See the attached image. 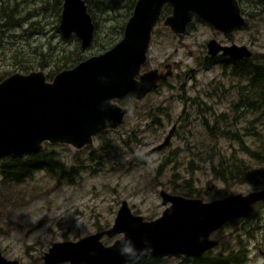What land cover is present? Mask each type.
Listing matches in <instances>:
<instances>
[{
	"label": "rangeland",
	"instance_id": "obj_1",
	"mask_svg": "<svg viewBox=\"0 0 264 264\" xmlns=\"http://www.w3.org/2000/svg\"><path fill=\"white\" fill-rule=\"evenodd\" d=\"M85 1L95 33L92 44L81 49L75 36L64 39L58 29L61 0L59 3L55 0H10L9 5L18 13L16 19L20 20V26L0 28V81L14 72L35 70H43L53 77L117 43L132 12L131 0ZM240 3L247 23L228 34L194 20L184 34L177 35L163 26L161 18L152 32L141 72L152 68L160 70L164 63H171L172 76L140 101L122 99L121 106L129 103L132 107L123 123L102 133L100 139L95 137L91 145L81 149L68 145L45 147L53 153V159L63 165L64 171L60 165L54 167V174L39 169L24 183L16 185L3 184L0 175V249L3 256L21 263H39L52 243L77 240L101 231L97 230L99 227L109 228L122 200L144 220L159 217L167 206L161 203L159 191L171 193L169 180L176 175L188 177L192 171L189 161L196 162L192 156L193 146L202 148L209 143L210 137L201 125L203 116L211 118L213 113H229V119L220 126L237 131L238 137L247 144L255 142L248 140L245 136L248 132L243 128L262 134L264 118L256 116L262 114L264 108L253 111L255 115L250 120L247 116L235 121L234 104L244 90L237 93L236 80H230L219 65L203 64L207 57L205 45L210 39L222 44L245 45L253 57H261L253 63L262 64L264 5L258 0H241ZM240 84L244 89L247 80L242 79ZM239 112L251 111L242 108ZM172 125L176 129L169 144L152 151L164 140ZM219 140L228 151L230 144L235 149L238 147L234 135ZM162 161L165 164L159 169ZM161 171L163 175L157 178ZM192 176L204 191L206 182L210 181L206 168L194 169ZM225 187L212 181V187L201 199L213 201L252 190L248 185L232 186L229 190ZM119 236H104L101 241L110 245ZM210 237L218 241L211 250L213 255L227 254L237 249L240 242L239 247H245L248 252L245 264H264V204L258 205L251 215L228 222ZM142 264H192V258L171 253Z\"/></svg>",
	"mask_w": 264,
	"mask_h": 264
},
{
	"label": "water",
	"instance_id": "obj_2",
	"mask_svg": "<svg viewBox=\"0 0 264 264\" xmlns=\"http://www.w3.org/2000/svg\"><path fill=\"white\" fill-rule=\"evenodd\" d=\"M166 5L170 13L162 24L177 35L184 34L194 19L221 33L246 23L238 0H136L121 39L108 50L57 72L51 80L43 70H36L14 72L0 81V160L39 153L45 142L81 149L92 144L96 135L120 126L132 107L117 101H140L173 74L168 63L163 65L165 71L141 72ZM59 31L64 39L74 35L81 49L91 45L95 25L85 0H62ZM206 49L210 56L220 54L235 61L252 57L245 45L215 39L206 42ZM261 62L264 67V57ZM175 129L172 125L152 151L167 146ZM262 180L259 189L213 201L162 189L161 203L167 206L152 220L134 214L122 200L109 228L54 242L37 264H125L168 253L199 258L217 246L218 241L210 237L213 232L231 219L249 215L254 204L264 200ZM115 235L120 237L110 245L101 241L103 236ZM125 246L130 251L121 255ZM0 264L28 263L6 258L0 249Z\"/></svg>",
	"mask_w": 264,
	"mask_h": 264
},
{
	"label": "trees",
	"instance_id": "obj_3",
	"mask_svg": "<svg viewBox=\"0 0 264 264\" xmlns=\"http://www.w3.org/2000/svg\"><path fill=\"white\" fill-rule=\"evenodd\" d=\"M10 0L0 1V28L20 26L18 19H16L17 12L15 7H11L9 4ZM260 4L264 5V0H258ZM59 3L60 0H55ZM86 2V1H85ZM135 3V0H131L130 10ZM89 11V8H88ZM170 12V7L166 5L163 9V15H167ZM4 20V22L2 21ZM79 57V56H78ZM260 56H252V58L241 60V61H228L225 60L223 63V58L220 57H206L203 60L204 66H212L215 64L223 65V71L227 73L230 80H236L238 88L236 92L244 90L240 93V99L238 103L234 104V110L232 113L233 119L235 121H241L247 116L248 120L252 119L255 115L253 111H256L259 107L264 108V67L260 62L253 63L254 59H259ZM228 70V71H227ZM52 75V74H51ZM47 75L50 79L52 76ZM247 80V85L244 89L241 88V80ZM121 103L123 101H120ZM208 109L210 107H207ZM246 109L251 112H239L240 109ZM231 114H212V117L201 118V125L205 129V132L210 137L209 143L198 148L196 145L193 146L192 156L196 158L189 161L188 165L192 171L194 169H202V166L206 168L210 176V181L206 182L204 191L202 186L195 183V180L191 174L188 177L175 176L174 179L169 180L168 188L171 193L179 194L186 197H196L201 198L208 193V189L212 187V181L219 182L225 185V189L229 190L232 186L237 185H248L255 190L259 185L262 184V178L264 176V128L262 129V134L259 131L249 132L247 127L243 128L246 133L248 140L254 139L255 142L247 144L238 137V133L234 132L229 127L225 126V121L229 119ZM256 117H263L262 114H258ZM220 123H223L220 126ZM252 127V123L249 122ZM231 135H234V139L237 140L238 147L235 149L233 145H229L230 151L225 149V146L221 145L219 139H229ZM99 139L101 134L97 136ZM56 146L45 144V147ZM53 153L43 148L37 154L28 155L25 157L17 159H4L0 160V175L3 184H22L25 180L32 177L33 172L36 170L47 169L48 172L54 174V167L60 165L62 171L64 167L59 163L57 159H53ZM168 162V160H166ZM165 161H162L159 165V169L163 167ZM180 165H183L181 163ZM176 174L177 171L173 170ZM163 175L162 171L158 174L157 178ZM264 201L258 202L254 206V211L257 209L258 205H263ZM253 211V212H254ZM232 219L231 221H235ZM102 227L97 228V230H102ZM241 243L237 245V249L228 252L227 254H217L213 255L211 251L205 253L202 257L192 260V264H245L248 260V252L246 248L239 247ZM127 264H142V263H127Z\"/></svg>",
	"mask_w": 264,
	"mask_h": 264
},
{
	"label": "flooded vegetation",
	"instance_id": "obj_4",
	"mask_svg": "<svg viewBox=\"0 0 264 264\" xmlns=\"http://www.w3.org/2000/svg\"><path fill=\"white\" fill-rule=\"evenodd\" d=\"M238 1H239V3L241 2V0H238ZM86 4H87V3H86ZM240 6H241V3H240ZM87 8H88V5H87ZM241 10H242V14L244 15L242 7H241ZM162 13H163V12H162ZM169 13H170V12H169ZM167 15H168V14H167ZM165 16H166V15H163V14H162V15H161V18H164ZM244 16H245V15H244ZM194 20H197V19H194ZM194 20H193V21H194ZM158 22H159V21H158ZM158 22H157V23H158ZM190 24H191V23H190ZM190 24H189V25H190ZM94 25H95V24H94ZM189 25H188V27H189ZM188 27H187V30H188ZM212 29H213V28H212ZM237 29H240V28H236V29H233V30H237ZM187 30H186V31H187ZM233 30H232V31H233ZM232 31H230V32H232ZM217 32H218V31H217ZM230 32L222 33V34H228V33H230ZM219 33H221V32H219ZM215 40H216V39H215ZM219 43H220V42H219ZM221 44H222V43H221ZM231 44H232V43H231ZM235 44H236V43H235ZM227 45H229V44H227ZM205 47H206V45H205ZM206 53H207V49H206ZM207 57H210V58H213V57H215V58H216V57L223 58V59H224V60H223V63L225 62V60L232 61V59H230L229 57L222 56V55H220V54H218V55H216V56H210V55L207 54ZM205 58H206V57H205ZM205 58H204V59H205ZM241 60H242V59H241ZM241 60H237V61H241ZM215 65H219V64H215ZM219 66H220L221 68H223V65H222V66L219 65ZM165 82H166V81H165ZM165 82H163V83H161V84H165ZM161 84H159V85H161ZM120 101H123V100H120ZM120 101H119V103L121 104ZM123 102H124V101H123ZM123 102H122V103H123ZM251 214H252V213H251ZM251 214H249V215H251ZM249 215H247V216H249ZM230 221H231V220H230ZM230 221H229V222H230ZM227 223H228V222H227ZM227 223H226V224H227ZM226 224H225V225H226ZM215 232H216V231H215ZM213 233H214V232H213ZM119 237H120V236H119ZM119 237H118V238H119ZM115 240H116V239H115ZM115 240H114V241H115ZM114 241H113V242H114ZM207 252H209V251H207ZM207 252H205V253H207ZM205 253H204V254H205ZM169 254H171V253H169ZM175 254H180V253H175ZM204 254H203V255H204ZM163 255H165V254H163ZM182 255H184V254H182ZM203 255H202V256H203ZM160 256H161V255H160ZM185 256H188V255H185ZM202 256H201V257H202ZM156 257H158V256H156ZM156 257H155V258H156ZM188 257H191V256H188ZM151 258H153V257H148V258H146V259H144V260H142V261H140V262H127V263H143V262H145V261H147V260H149V259H151ZM191 258H192V260H194V259H198V258H193V257H191ZM199 258H200V257H199ZM41 262H42V258H41ZM39 263H40V262H39ZM127 263H125V264H127ZM36 264H37V263H36Z\"/></svg>",
	"mask_w": 264,
	"mask_h": 264
},
{
	"label": "bare ground",
	"instance_id": "obj_5",
	"mask_svg": "<svg viewBox=\"0 0 264 264\" xmlns=\"http://www.w3.org/2000/svg\"><path fill=\"white\" fill-rule=\"evenodd\" d=\"M61 1H62V0H61ZM135 2H136V0H135ZM134 4H135V3H134ZM133 6H134V5H133ZM132 9H133V7H132ZM131 13H132V12H131ZM242 15H243V14H242ZM243 16H244V15H243ZM244 17H245V16H244ZM245 19H246V17H245ZM197 20H200V19H197ZM201 21H202V20H201ZM192 22H193V21H192ZM192 22H191V23H192ZM203 22H204V21H203ZM204 23H205V22H204ZM246 23H247V19H246ZM246 23H245V25H246ZM245 25H244V26H245ZM208 26H209V25H208ZM244 26H243V27H244ZM243 27H241V28H243ZM211 28H212V27H211ZM58 29H59V26H58ZM213 30H214V29H213ZM60 33H61V32H60ZM94 33H95V31H94ZM122 33H123V32H122ZM71 36H72V35H71ZM73 36H74V35H73ZM93 38H94V35H93ZM92 42H93V40H92ZM91 44H92V43H91ZM149 44H150V43H149ZM252 56H253V54H252ZM251 58H252V57H251ZM85 59H86V58H85ZM83 60H84V59H83ZM242 60H245V59H242ZM232 61H235V60H232ZM236 61H237V60H236ZM236 61H235V62H236ZM164 64H166V63H164ZM164 64H163V65H164ZM168 64H169V65H172L171 63H168ZM158 70H159V69H158ZM160 70H164L163 66H162V69H160ZM172 70H173V67H172ZM35 71H36V70H35ZM164 71H165V70H164ZM171 76H172V75H171ZM171 76H170V77H171ZM46 77H47V75H46ZM170 77H169V78H170ZM51 78H53V77H51ZM51 78H50V80H51ZM167 79H168V78H167ZM167 79H166V80H167ZM47 80H49L48 77H47ZM166 80L160 82L159 84L165 82ZM159 84H158L157 86H159ZM156 88H157V87H156ZM156 88H155V90H156ZM151 93H152V92H151ZM148 95H149V94H148ZM123 99H125V98H123ZM121 100H122V99H121ZM128 100H129V99H128ZM119 101H120V100H119ZM119 101H117V102L119 103ZM130 102H132V101H130ZM119 105H120V103H119ZM125 106H126V105H125ZM106 131H107V130H106ZM106 131H103L102 133H104V132H106ZM102 133H100V134H102ZM100 134H98V135H100ZM98 135H96L95 137H97ZM95 137H94V140H95ZM45 144H50V143L45 142L44 145H43V148H45ZM50 145H65V144H50ZM90 145H91V144H90ZM68 146H69V145H68ZM87 146H89V145H87ZM84 147H85V146H84ZM43 148H42V150H43ZM82 148H83V147H82ZM42 150H41V151H42ZM36 154H37V153H36ZM33 155H34V154H33ZM27 156H28V155H27ZM24 157H25V156H24ZM3 160H4V159H3ZM262 182H263V180H262ZM194 198H195V197H194ZM259 202H260V201H259ZM257 203H258V202H257ZM257 203H256V204H257ZM256 204H254V206H255ZM254 206H253V211H254ZM252 213H253V212H252ZM250 214H251V213H250ZM246 216H247V215H246ZM240 218H241V217H240ZM235 219H237V218H235ZM231 220H232V219H231ZM229 221H230V220H229ZM229 221H228V222H229ZM223 226H224V225H223ZM221 228H222V227H221ZM221 228H220V229H221ZM103 237H104V236H103ZM103 237H102V238H103ZM102 238H101V239H102ZM217 245H218V244H217ZM213 248H215V247H213ZM213 248H212V249H213ZM212 249H210V250H208V251H211ZM168 254H169V253H168ZM158 256H160V255H158ZM153 257H156V256H153Z\"/></svg>",
	"mask_w": 264,
	"mask_h": 264
},
{
	"label": "clouds",
	"instance_id": "obj_6",
	"mask_svg": "<svg viewBox=\"0 0 264 264\" xmlns=\"http://www.w3.org/2000/svg\"><path fill=\"white\" fill-rule=\"evenodd\" d=\"M120 239L123 240L124 237H121ZM129 251H130V249L127 246H125L124 248L120 249V254L124 255L125 253H127Z\"/></svg>",
	"mask_w": 264,
	"mask_h": 264
}]
</instances>
